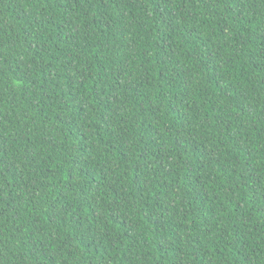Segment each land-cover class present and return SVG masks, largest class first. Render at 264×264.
Returning a JSON list of instances; mask_svg holds the SVG:
<instances>
[{
  "label": "trees",
  "instance_id": "16d2710c",
  "mask_svg": "<svg viewBox=\"0 0 264 264\" xmlns=\"http://www.w3.org/2000/svg\"><path fill=\"white\" fill-rule=\"evenodd\" d=\"M0 264H264V0H0Z\"/></svg>",
  "mask_w": 264,
  "mask_h": 264
}]
</instances>
